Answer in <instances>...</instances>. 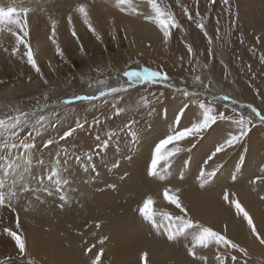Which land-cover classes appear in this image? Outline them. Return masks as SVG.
Listing matches in <instances>:
<instances>
[{
  "label": "rangeland",
  "instance_id": "374dc122",
  "mask_svg": "<svg viewBox=\"0 0 264 264\" xmlns=\"http://www.w3.org/2000/svg\"><path fill=\"white\" fill-rule=\"evenodd\" d=\"M139 1L149 2V0ZM156 2L162 10L171 12L175 20L177 22L179 21V24L190 27V31L196 33L192 42L196 44L197 48L195 52L190 45L192 48L190 57L187 58L186 54H184L188 53L189 41H181L184 34L180 27L170 28V38L165 44L141 40L140 44L142 45V49L140 52H137L134 47V38H132L131 44L129 40L130 37H126L121 32L117 35V38L112 37L111 34L110 37L107 36L104 40H97V35L95 36L93 33V35H91L90 32H88V35H84L83 32L79 31L77 36L79 37V42L74 37L69 38L70 44L72 43L71 45H73L76 50L84 52L85 48L89 47V49L92 48L96 50V52H101L93 54L91 56L92 58L89 57V61L82 63L83 65L80 64L71 69L72 66L70 63H72L73 59L69 62L65 58L61 60L60 56L56 58L54 64L50 62L46 63L51 70L50 72L44 70L43 66L35 61L34 66L28 67V65H26L25 68L20 67V70H17V73L13 76L11 75L10 69V73L8 72L10 76L7 75V79L5 76H1L3 77L1 80L3 84H27L36 92L30 97L18 100L16 103L18 110H34L44 103L46 104V102L51 99L54 102L60 103L67 98L66 91H77L86 88L91 82L109 77L113 71L120 75L125 70H142L144 67H149L153 70H162L168 74L170 79L179 84L191 88L203 89L205 85L200 82L199 78L201 73L206 70L208 64V67L211 65L214 72L219 75L218 77L221 78L220 80L222 83L224 82V85H228L229 88L243 93L246 98L253 101L264 113V59H262V57H264V18L260 17L257 22L246 19L241 15V12L229 8L228 5L230 0H228V5L223 4L222 0H215V3H210V0H156ZM234 6L236 8L235 2ZM186 11L193 16L191 20L188 18ZM197 11L200 14L199 18H196ZM217 18H219L220 21ZM15 19L14 16L12 18L13 23ZM198 19L203 20V22L207 24L215 41L214 44L211 42V39H209V35L206 37L204 30L197 27L199 23L197 22ZM114 39H118V41L115 42ZM94 41L95 45L92 47ZM98 41H102V43H98ZM177 42H179V44H173ZM182 47H184V51H182ZM81 48L83 50H81ZM195 53L199 54L201 60L203 59L200 65L195 61ZM177 57L178 59H176ZM137 58V64L131 65ZM0 59L3 61V54L1 52ZM109 59L110 61L107 63ZM90 60L94 63H90ZM36 64H38L41 69L40 74L34 69H31L34 68ZM65 68L69 69L68 74ZM45 81H47V83H45ZM207 82L209 83V80H207ZM231 89L229 91L233 92ZM182 101L185 104L184 107L186 105L188 107L186 108L185 114L180 119V128L189 126L190 123L195 122L197 117L202 118V110L199 109V103L201 101H203L206 106L213 108V114L218 115L220 112H223L226 116L232 117V120H239L241 116L251 118V130L245 139L237 146L222 153L231 154L235 151L237 152L236 158L232 160L231 158L225 159L222 157L221 164L219 165L223 166L215 175L217 176L223 169L233 164L234 170L240 171V179L234 181L223 179L218 182L215 180L209 184L210 188L204 190L206 194L213 197L212 206L214 208L219 207L222 211L214 214L207 221H203L197 217L193 209H191L192 211L188 210L194 220L226 235L227 239L239 244L240 247L247 250L248 254L245 256L231 247H217V256L219 254L224 258L223 264H233V256L236 257L235 264H264V258L257 255L249 247L250 242L246 239L244 234L247 233L246 229L249 226L243 218V215H238L234 206H232L230 202H225L223 199L225 191L229 194V201L233 199L234 195L241 203L238 192H244L258 199V193L247 188L246 185L255 176L264 177V166H262L260 171H254L252 173L253 176H251L252 178L243 168L248 165H255L258 167L261 162L264 165V125L262 123L261 125H255L254 122L257 119L254 116L244 113L242 110H236L230 103L227 104L228 102L214 103L200 97H185L173 87L169 88L164 85L145 83L139 87L131 88L122 94L109 97L106 101L81 103L70 107L71 110L68 111H64L62 108L54 109L48 114H42L47 116V119L41 121L40 124L37 122L38 119H36L38 117H35L30 119V123H27L28 125L24 124L21 128L19 127L16 129L17 135H3L5 134L4 132L0 133V135L9 138L13 137L12 140L14 141L20 136V139L17 140L18 145H21L22 142L28 143L31 147L36 145L37 148L39 147L42 154H46V156H43L44 158L47 157V154H58L59 156L55 157L58 158V161L60 160L57 166L62 165L65 168L67 166H74V174H82L85 172L82 166L89 165L87 171L90 172L93 177H97L100 175L99 173L101 170L104 171V168L119 169L123 162L131 158V154H147L148 147L152 146L154 148L155 144L160 139H163L170 131L175 130L177 128L175 120L177 119L178 112L182 108H179L177 105L173 106L172 103ZM13 108H15V106ZM171 108H175V111L169 114ZM233 109H235V111H233ZM117 111L119 114H117ZM52 112H55L56 115H50ZM158 123L160 126H158ZM22 128H25V131ZM159 128L162 129L161 134L156 135L155 132ZM39 129L47 130L46 135H44L43 139H40V141L37 139L41 131ZM218 130H222L224 133L226 132L225 135L227 138L230 132L237 131V125L227 120L218 121L209 128L200 139L191 138L179 142L178 147H180L182 151L173 158L171 161L172 166L168 172H171V169L179 162H183L186 168L178 171L181 184L192 185V178H187L188 175L190 176V171H188L187 168L195 159H197L199 165L206 155L212 154L211 152L208 153V150L205 148L197 156L194 153L197 151L199 145H203L206 136L218 132ZM69 132H71L70 135H68ZM132 133H135V136H132ZM65 136L67 137L64 138ZM97 137H99V140ZM106 139L110 140L107 149L105 150L102 147L98 148L97 146L102 144ZM50 141L51 143H49ZM217 145L218 144H213L211 147L212 152ZM89 155L92 157L91 162L87 159ZM118 155L119 160H122L121 163L117 162ZM250 155H254L256 159L250 161ZM76 157H80L79 162ZM117 163H119V168L114 167ZM91 164H95V171L92 170ZM147 164L146 162L145 174ZM126 168L129 169L128 166H126ZM142 169H144V166ZM112 175H114V173H112ZM127 176H129V174H127ZM63 177L69 179L67 173H65ZM146 177L148 178L150 176L146 174ZM163 182L168 183V180H164ZM163 182L160 184L161 186L157 184L145 187V194L141 193L136 184H132L127 188L126 194L129 200H133L135 199V193H137L140 195L139 198L143 201L152 188H161ZM258 183L264 185V180L257 181V185ZM166 186L170 185L166 184ZM150 195L154 200L153 210L158 214L157 219L160 217L159 214L164 212L174 216L181 215L180 211L176 209L174 205L165 201L163 194ZM178 195L184 206L188 208L185 194L178 193ZM262 196H264V194L260 196L262 203L257 200L255 201V205H253V207H257L260 212L257 215V218H259L258 224L255 221L253 222L254 225L257 226L256 229L262 231L261 236L263 237L264 200L261 199ZM119 203L123 204L124 202L119 201ZM141 203L142 202L139 200L137 203L130 205L129 216L133 217L138 213V208ZM134 222L144 232L139 244H125L123 245L125 248L122 249L120 247L122 240H119L115 248V250L122 253L124 257H131V259H128L129 262L135 261L138 264H160L159 260H154L152 258L151 252H160L163 248H166L168 253L175 251L176 256L180 259L186 257L183 255L184 249L191 246V236L187 239L181 237L177 240L170 241L168 239L159 238L152 232H146L143 229V223L141 221L138 220ZM231 223L234 225L232 226L235 229L231 227ZM86 225V227H91V223ZM231 230H234V233L231 232V234L229 232ZM243 237H245V239ZM198 250L201 251L200 247H197L196 251ZM208 252L212 251L210 250ZM144 253H147V256L142 260L141 257ZM97 254H100L99 264H115L114 260L109 257L110 254L106 251L100 250ZM9 255L13 254L11 252H0V257H3V259L0 260L1 264H5V262H7V264H28L30 262L26 257L21 260L12 258L16 261L14 263L8 262L5 259L8 257H15ZM217 256L211 255V257L208 256L205 258L204 255H202L197 258L193 257L192 260L186 257V259H183L181 262H183V264H187L188 261H190L191 264H221ZM33 262L36 264H46L39 260H33ZM163 264L171 263L164 259Z\"/></svg>",
  "mask_w": 264,
  "mask_h": 264
},
{
  "label": "bare ground",
  "instance_id": "6f19581e",
  "mask_svg": "<svg viewBox=\"0 0 264 264\" xmlns=\"http://www.w3.org/2000/svg\"><path fill=\"white\" fill-rule=\"evenodd\" d=\"M130 3L132 7L136 9L135 12L130 10L121 11L120 8L117 7V0H0V52L3 54V61L1 60L2 58L0 59V118L15 114L14 110L18 109L16 105L18 100L30 97L36 93L31 89V86L27 84H3L1 81L3 77L1 76H10V69L11 75L13 76L17 73V70H20V67L25 68L26 65L31 67L29 64L34 66L36 61L43 66L44 70L50 72L51 70L46 63L50 62L54 64L56 58L60 57L57 52L61 49L63 51V56H61L60 59L62 60V58H65L69 62L73 59L72 63H70L72 69L73 67H77V65L89 61L93 54L100 52H96V50L92 48L89 49V47H86L84 52L76 50L73 45H71L72 43L70 44L69 38L78 36L79 31L83 32L84 35H88V32H90L91 35L95 33V36L100 35L103 40L107 36L110 37L111 34L112 37L117 38V35L121 32L126 37H130L129 40L131 44V40L134 38V47L137 52H140L142 49V45L140 44L141 40L165 44L166 42L158 26L154 22L144 19L145 16L155 15L154 10L151 8V4L139 0H130ZM228 6L233 10L236 9L237 12H241L243 17L253 22H257L260 17L264 18V0H230ZM124 7L128 8V5ZM14 16L16 19L13 23L12 18ZM217 19L219 20V18ZM197 22L203 23L204 32H207L211 42L214 44L215 41L207 24L201 19H198ZM179 25L184 34L181 41H189V45H191L196 52L197 46L192 42L196 33L190 31V27L186 25ZM114 40L115 42L118 41V39ZM95 41L92 47H94ZM102 41H98V43H102ZM179 42L173 44L176 45L179 44ZM182 51H184V47H182ZM184 54H186L187 58L190 57L189 52ZM176 59H178V57ZM109 61L110 59L107 63ZM137 61L138 58L134 60L131 65L137 64ZM195 61L199 65L200 62L203 61L198 53H195ZM92 62L93 61L90 60V63ZM65 69L68 74L69 69ZM118 75L119 74L113 71L109 77L103 79H107L112 86H116L117 82L112 78ZM218 76L219 75L214 72L211 65L208 67L207 64L206 70L201 73L199 78L200 82L205 85L203 89L191 88L179 84L172 79H169L168 83L164 84V86L169 88L173 87L176 91H178L177 89L187 90L191 93L188 97H200L214 103L228 102L227 104L230 103L236 110H242L244 113L254 116L257 119L254 122L255 125H261L256 114L253 113L251 109L242 107V105L252 104L261 114H264L258 106L253 101L246 98L243 93L229 88L228 85H224V82L222 83L220 80L221 78ZM207 80H209V83ZM96 82H98V80ZM96 82L90 83L96 84V87L91 89L89 87L90 84H88L86 88H82L81 90L66 91L67 98L73 95L95 94L97 88L100 87ZM121 82H125L123 78ZM144 84H139L134 87H139ZM156 85L161 84L157 83ZM230 89L233 92L229 91ZM179 93L183 94V91H179ZM224 96L229 97V99H223ZM61 102H54L51 99L37 109L19 110L34 111L36 112V116L32 118H35L41 114H48L54 109L62 108L56 107V105L61 104ZM85 102H75L70 107ZM182 103L183 101L174 102L172 105L183 108L185 104ZM45 105L48 107H45ZM14 106L15 108H13ZM174 111L175 108H171L169 114L174 113ZM158 126H160L159 123ZM39 130L41 131L37 139L40 141V139H43L44 135H46L47 130ZM161 131L162 129L159 128L156 130L155 134L159 135ZM2 132L3 131H0V133ZM225 133L222 130H218V132L206 136L203 145H199L194 154L197 156L204 148L208 150V153H212L211 147L213 144L222 143L226 139ZM12 139L13 137L9 138L0 135V179L5 181V191H8V186L15 182V190L18 193V196L11 201V207H0V252H11L13 255L9 256L15 257H8L5 260L13 263L16 260L12 258L21 260L26 257L30 260L28 264H36L33 260H39L46 264H91L97 253L100 250H104L110 254L109 257L114 260L115 264H138L135 261L129 262L128 259H131V257L126 258L122 253L115 250L117 241L119 240H122L120 245L122 249L125 248L123 246L125 244H139L144 232L134 221H141L143 223V229L146 232H152L162 239H167V237L163 234V230L158 232L151 224L145 222L139 215V212L133 217L129 216L130 205L137 203L139 200L142 202L139 198L140 195L137 193H135V199L129 200L126 190L130 185L136 184L141 193L145 194V187L157 184L160 185L164 180H168V183L163 182L161 188H152L147 195L162 194L166 184L179 188L181 189L179 194H185L188 209L190 211L193 209L200 220L207 221L211 216L222 210L219 207L214 208L212 206L213 197L206 194L204 190L210 188L209 184L215 180L216 182L223 179L234 181L232 179L233 174L236 176L235 180L240 179V171H235L232 164L226 169H223L209 184L201 187L197 181V174L211 154L206 155L199 165L197 159H195L187 168V170L190 171V176L188 175L187 178H192V185L180 183L181 179H179L180 176L178 171L186 168L183 162H179L174 166L171 169L172 173L168 171L165 172V179L163 181L152 176L147 178L145 174V163H148L151 157L153 147L150 146L147 149V154H131V158L123 162L119 169L104 168V171L101 170L99 173L100 175L97 177H93L88 171L82 174H74V166H67L66 172L61 171V178L65 179L63 175L67 173L69 175L68 180L71 181V183L66 186V195L69 199L67 203H64L58 198L59 193L55 191L52 196H48L43 191L20 192L22 184L29 185L33 189L38 188L40 185L37 182V177L46 175L53 167H60L61 169H65V167L62 165L57 166L60 160L58 161L55 157L59 156L58 154H47V157L44 158L43 156H46V154H42L39 147L37 148L36 145L34 147L29 146L27 149H22L17 142L20 136H18L16 141ZM236 156L237 152L235 151L231 154L220 153L209 161L207 165H204V167L206 171H211L214 166L221 164L222 157L234 160ZM255 159L256 157L254 155H250V161ZM117 160L119 163L122 162V160H119V155ZM11 161H15L20 167L13 168L9 170L8 175H4L5 165L7 162ZM126 166H128L129 169H127ZM143 166L144 169H142ZM262 166L264 165L261 162L258 167L255 165H248L245 166L243 170L251 177L253 176L252 173L258 170L260 171ZM112 173H114V175H112ZM125 173L129 174V176H125ZM251 181L246 186L258 193V199L244 192H238V197L243 208L249 212L253 221L258 224L259 218H257V215L260 212L259 209L253 207V205H255V201L257 200L262 203L260 196L264 194V185H260L259 183L257 185V182L253 184ZM45 184H48L47 180H45ZM112 184H115L116 187H109V185ZM37 197L39 198L37 199ZM119 201H123L124 203L120 204L122 202L119 203ZM7 203L8 201L6 200V205ZM61 203H64L63 208L59 207ZM160 219L161 217H158V221ZM17 220L19 221L18 234H22L26 241V250L24 253L19 251L13 238L5 232V229L17 231ZM89 223H91V227H86V224ZM97 223L100 225L99 228L96 227ZM230 225L231 227L234 226L232 223ZM255 227L257 226L255 225ZM233 231L231 230L229 232L231 233ZM246 232L247 233L244 234L246 239L250 242V249L264 258V245H261L252 235L249 227L246 229ZM257 232L262 235V231L257 230ZM245 237L243 238L245 239ZM217 247L222 248L223 245L218 246L212 243L207 248H200L201 251H196L195 258L202 255H204L205 258L208 256L211 257V255L217 256ZM85 249L91 250L85 254ZM210 250L212 252H208ZM167 253L168 250L163 248L160 252H151V256L154 260H159L160 264H163L164 259L170 261L171 264H183L181 261H183V259L185 260L186 257L190 260L193 258L188 255L187 248L184 249L183 254L186 257L182 259L176 256L175 251ZM1 259H3V257H0V260ZM187 264H191V262L188 261Z\"/></svg>",
  "mask_w": 264,
  "mask_h": 264
},
{
  "label": "snow or ice",
  "instance_id": "6c2138e0",
  "mask_svg": "<svg viewBox=\"0 0 264 264\" xmlns=\"http://www.w3.org/2000/svg\"><path fill=\"white\" fill-rule=\"evenodd\" d=\"M149 3L151 4V8L154 10L155 15L154 16H145L144 19L146 21L154 22L158 28L160 29V32L162 33V37L165 42H167L170 38V28L176 27L179 28V23L175 20V17L172 15L171 12H166L161 9V7L157 4L156 0H149ZM210 3H215V0H210ZM222 3L225 5H228V0H222ZM128 5V8H125L124 6ZM117 7L120 8L121 11H133L135 12L136 9L132 7L130 0H117ZM188 18L191 20L192 16L190 13H187ZM197 17L199 18L200 14L197 11L196 13ZM197 27L201 28V30L204 29L203 23H198ZM95 35V33H94ZM207 32L205 31V36L207 37ZM76 40L79 42V37L74 36ZM97 40H100L101 37L97 36ZM210 39V38H209ZM259 39V38H257ZM81 50H83L81 48ZM211 51V50H210ZM188 52L192 53V48L189 45L188 46ZM58 55L63 56L62 49L57 52ZM264 59V57H262ZM31 67L32 65L29 64ZM34 69L38 74L41 73V69L36 64ZM124 79L125 82H121V79ZM112 79L116 80V86H112L107 79H102L96 82L100 87L97 88L95 94H80V95H73L70 98H65L61 104L56 105V107H62L64 111L71 110L70 106L74 104L75 102H96V101H106L107 98L112 97L114 95L122 94L128 90H130L132 87L144 84V83H152V84H167L170 77L168 74L162 70H153L149 67H144L142 70H133L128 69L123 71L122 74L113 77ZM47 83V81H45ZM90 88L96 87V84H90ZM178 91H183V95L185 97H188L191 95L187 90L183 89H177ZM223 99L227 100L229 97L224 96ZM45 107H48L45 105ZM188 106L186 105L183 107L177 114V119L175 120V123L177 124V128L175 130H172L167 134L163 139H160L154 146L150 160L146 166V174L148 176L156 177L159 180L163 181L165 179L164 173L170 170L172 164L171 161L174 157H176L182 149L178 147L179 142L185 141L191 138H197L200 139L204 133L211 128L214 124H216L218 121H230L237 125V131L230 132L227 136V138L220 144L216 146L208 160L204 162V164L201 166L200 171L197 174V181L199 182V185L201 187H204L205 185L209 184L215 177L216 173L220 170V168L223 165H216L211 171H206L204 165H207L209 161H211L213 158H215L218 154L227 152L229 149L237 146L242 142L245 137L250 132L252 125L251 118H245L241 116L239 120H232V117L226 116L223 112H220L218 115L213 114L214 110L212 107H208L205 105L203 101L199 103V109L202 110V118L197 117L195 122L190 123L189 126L180 128L179 122L182 116L185 114L186 108ZM242 107H247L251 109L253 113L256 114V117L260 121V123L264 124V114H261V112L252 104L248 105H242ZM15 114L13 115H6L3 118H0V131H3L7 135H15L16 129L21 127L24 124H27L30 122V118L36 116V112L34 111H20V110H14ZM235 111V109H233ZM117 114L118 111H117ZM50 115H56L55 112L50 113ZM47 119V116L45 115H39L37 122H41ZM130 126V124H129ZM71 132L68 133L70 135ZM132 136H135V133H132ZM65 136L64 138H66ZM99 140V137H97ZM51 143V141L49 142ZM110 144V140H104L102 144L98 145L97 147H102L105 150ZM22 149H27L30 145L28 143H21ZM58 159V158H57ZM77 161H80V157H76ZM88 161L91 162L92 157L89 155L87 157ZM89 165H83V170L87 171ZM92 170L95 171V164L90 165ZM20 165L16 163L15 161L7 162L4 168V175H8L9 170L13 168H19ZM114 167L119 168V163L115 164ZM162 167V170H161ZM61 171H67L65 169H61L60 167H53L51 170L44 176L37 177V182L40 185L38 188H31L29 185L22 184L20 187V192L24 191H35L40 192L43 191L48 196L53 195V189L56 193H59V199L63 202H68L69 197L66 195V186L71 183L68 179H62L61 178ZM125 176H127V173H125ZM232 179L235 180L236 176L233 174ZM45 180H47L49 183L45 184ZM264 180V177L261 176H255L251 183L255 184L257 181ZM109 187L115 188L116 185L112 184L109 185ZM6 185L5 181L0 179V207L8 206L11 207V201L13 198H16L18 196L17 191L15 190L16 184L13 182L11 185L8 186L9 190L5 191ZM181 189L179 188H173L171 186H166L163 188V197L165 201L170 203L171 205H174L176 209H178L181 213V215H171L167 212L160 213L161 219L158 221L157 219V212L153 210L154 200L151 195H146L143 199L142 203L139 205L138 212L139 215L142 217V219L151 224V226L156 229L158 232L163 230V234L166 235L167 239L177 240L181 237L187 239L189 236H191V246L187 247V252L189 256L195 257L196 256V249L197 247L200 248H206L210 244L215 243L216 245H223L224 247H231L232 249L238 250L243 255L247 256V250L243 247H240L239 244L234 243L233 241L227 239L226 235L221 234L220 232H217L213 230L211 227H207L203 224H201L199 221L194 220L192 216L189 213V210L187 207L184 206L182 201L179 199L178 193H180ZM175 193V194H172ZM39 197H37L38 199ZM225 202H230L232 206H234V209L238 215L242 214L243 218L245 219L246 223L248 224L252 235L259 241L261 245H264V237H262L256 230V227L254 225L253 219L250 216L249 212L246 211L238 199L235 198L233 195V199L229 201V194L227 191H225L224 197ZM262 200H264V196L261 197ZM6 200L8 201L6 205ZM64 203H61L59 207L63 208ZM14 211V209H13ZM17 231H12L10 229H5V232L11 236L18 247L19 251L21 253H24L26 250V241L23 238L22 234H18L19 232V221L17 220ZM97 228L100 227V225L97 223ZM103 242V241H101ZM91 249H85V254H87L88 251ZM147 256V253L142 254V260L145 259ZM218 260L221 261V264H223V257L218 254L217 256ZM100 261V254H97L95 259L92 260L91 264H99ZM233 264L236 262V257H232ZM7 264V262H5Z\"/></svg>",
  "mask_w": 264,
  "mask_h": 264
}]
</instances>
